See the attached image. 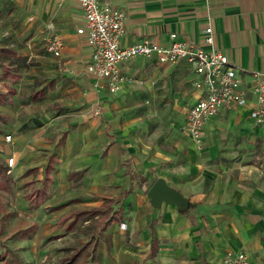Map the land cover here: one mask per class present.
Wrapping results in <instances>:
<instances>
[{
	"label": "crops",
	"instance_id": "obj_1",
	"mask_svg": "<svg viewBox=\"0 0 264 264\" xmlns=\"http://www.w3.org/2000/svg\"><path fill=\"white\" fill-rule=\"evenodd\" d=\"M15 2L32 10L28 19L47 28L48 36L56 34L66 42V52H80L79 56H74L73 69L85 73L97 99L104 97L106 92L110 93L105 81L95 86V81L84 69L90 48L85 35L77 32L84 25L83 12L77 0H64L61 4L55 0ZM111 2L124 12L123 46L144 39L167 45L170 34L176 33L179 40L208 49L202 36L204 29L211 27L213 46L220 49L236 68L247 89L248 102L245 106L222 108L213 116L202 129L201 140L206 145L185 147L184 159H180L183 150L180 146L159 150L151 157L148 150L143 148L141 154L131 146L127 153L128 161H124L126 159L121 155L113 161L118 152L116 142L107 139L101 153L103 160L108 162L112 159L116 171L126 163L121 173L117 171L110 178L115 184H134L135 188L129 190L125 187L119 194L100 196L96 201H81L76 197L72 198V202L67 198L66 209L77 206L76 216L90 214L87 211L102 208L104 200L121 199L126 193L122 200L121 223L112 222L103 229L104 218L94 215V219L99 220L97 236L100 235V239L96 235L93 237L92 249L93 252L96 250L101 264H201L202 259L208 264H222L221 257L226 251H244L252 264H264V151L255 142L257 138L263 139V133L250 115L255 103L253 74L264 72V0ZM14 50L16 57L28 53V50L21 52L15 47ZM62 55L64 58L63 52ZM136 61L155 62L143 57L121 62L120 70L131 80ZM158 65L168 75L175 74L177 79L187 75L190 87L185 103L181 104L183 119L177 133L187 142H193L181 133L180 128L187 109L196 100L197 93L191 84L195 74L183 61ZM73 69L68 73L73 75ZM131 82L124 83L117 93L110 94L126 93ZM70 128L75 130L76 125L71 124ZM220 131L238 135L235 142L239 144L230 147L223 144V140L218 141L216 135ZM68 133L69 129L65 127L61 137H66ZM245 139L252 144L245 145ZM246 154L251 155L247 161ZM101 167L95 178L102 180L107 169L104 165ZM183 174L184 178L181 177ZM158 177L188 199L185 212L166 203L159 207L151 205L147 192ZM74 218L75 215L70 221ZM89 222L91 218L85 217L83 227Z\"/></svg>",
	"mask_w": 264,
	"mask_h": 264
},
{
	"label": "rangeland",
	"instance_id": "obj_2",
	"mask_svg": "<svg viewBox=\"0 0 264 264\" xmlns=\"http://www.w3.org/2000/svg\"><path fill=\"white\" fill-rule=\"evenodd\" d=\"M31 13L15 0H0V50H28L18 57L0 51V161L13 157L15 163L9 180L0 182V264H63L78 251L70 264H101L92 249L99 220L92 214L76 216L77 206L66 209V199L96 201L125 187L133 190L134 184H115L110 178L126 167L121 164L116 171L113 161L119 155L128 161L131 146L141 154L143 148L148 150L150 157L180 146V159L185 147L205 146L202 140L187 142L177 133L189 82L187 75L177 79L155 62L136 61L126 93L106 92L97 99L85 73L74 70V56L80 52H66L63 41L64 66L74 68V74L58 69L45 49L49 31L29 20ZM43 87L39 100L30 99ZM65 127L69 133L62 138ZM232 135L220 131L216 136L232 147L239 144L238 135ZM261 137L255 142L264 151V134ZM107 139L116 142L118 152L105 162L101 153ZM103 165L105 179H96ZM85 217L91 222L83 227Z\"/></svg>",
	"mask_w": 264,
	"mask_h": 264
},
{
	"label": "built area",
	"instance_id": "obj_3",
	"mask_svg": "<svg viewBox=\"0 0 264 264\" xmlns=\"http://www.w3.org/2000/svg\"><path fill=\"white\" fill-rule=\"evenodd\" d=\"M61 4L64 0H55ZM83 12L84 25L77 32L85 35L90 54L84 64L86 73L95 81H105L110 93H117L126 82L133 81L122 73L119 64L136 57L153 60L158 64L185 62L195 74L191 81L197 93L195 102L187 109L180 131L193 142L201 140L204 125L222 108L230 109L247 105V89L243 86L236 68L228 57L213 46L212 28L203 31V44L179 40L176 33L170 34L167 45L144 39L132 45L123 46L124 12L112 5L111 0H77ZM45 49L56 62L58 69L66 72L63 61L62 39L51 34L45 40ZM67 72H72L67 70ZM252 92L255 103L250 111L256 126L264 134V72L253 74ZM97 113V112H96ZM11 136L6 135V139ZM14 158L7 161L8 172L14 166ZM222 264H252L244 251H226Z\"/></svg>",
	"mask_w": 264,
	"mask_h": 264
},
{
	"label": "trees",
	"instance_id": "obj_4",
	"mask_svg": "<svg viewBox=\"0 0 264 264\" xmlns=\"http://www.w3.org/2000/svg\"><path fill=\"white\" fill-rule=\"evenodd\" d=\"M0 51L3 55H6L8 57H16V51L12 49L11 47H2ZM44 91H45V88L43 87L39 91L33 92L30 95V99H33V100L40 99L42 97L41 94ZM8 170L9 168H8L7 163L0 161V182L9 180V177L7 175ZM125 196H126V193L123 196H121V199L109 198L107 199L109 203H105L102 208L92 209L87 212L92 215L99 214L101 217L104 218L103 229L108 227L112 222L121 223L123 220L122 200H123V197L125 198ZM111 203L115 204L116 207L113 208ZM185 210H187V208L183 209L182 212H185ZM79 254H80V251L75 253L73 257L69 260V262H73ZM69 262H65L63 264H70ZM201 264H208V263L204 259H202Z\"/></svg>",
	"mask_w": 264,
	"mask_h": 264
},
{
	"label": "water",
	"instance_id": "obj_5",
	"mask_svg": "<svg viewBox=\"0 0 264 264\" xmlns=\"http://www.w3.org/2000/svg\"><path fill=\"white\" fill-rule=\"evenodd\" d=\"M147 197L153 207H159L162 203L175 205L183 210L188 207V199L178 190L169 186L162 177H158L147 192Z\"/></svg>",
	"mask_w": 264,
	"mask_h": 264
}]
</instances>
